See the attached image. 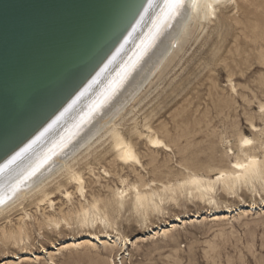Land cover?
Returning <instances> with one entry per match:
<instances>
[{"label": "rangeland", "instance_id": "obj_1", "mask_svg": "<svg viewBox=\"0 0 264 264\" xmlns=\"http://www.w3.org/2000/svg\"><path fill=\"white\" fill-rule=\"evenodd\" d=\"M235 1L237 9L228 5L216 11L215 22L203 30L196 43L185 47L176 68L152 89V102L126 123L124 130L136 126L141 133H145L146 115L152 117L148 123L154 128L165 125L169 136L159 134V138L167 150L154 149L145 138L133 137L139 163L124 164L105 153L106 146L99 149L78 167L84 180L83 196L72 182L59 190L51 186L50 200L29 201L23 205L25 213L15 210L0 220V264H264V182L254 181L234 193L216 185L214 203L210 204L190 197L186 183L192 174L206 176L218 167L231 166L240 157L244 160L236 143L241 135L256 142L262 151L257 148L254 155L264 158V0ZM152 153L156 162L150 164ZM212 174L215 179V172ZM139 177L147 184L140 191L152 190L159 195L160 200L155 197L159 211L133 208L132 187ZM169 187L176 191L172 193ZM122 190L127 191L125 202L115 208L114 195ZM95 200L100 215L109 221L106 229L99 223L88 228L79 224L80 206L91 209ZM227 208L237 211L224 221L209 222L212 213L221 214ZM174 218L186 223L192 218L193 222L174 224ZM171 224L175 226L171 228ZM2 228L13 232L15 238L3 240ZM156 228L169 232L152 239L149 232ZM104 232L126 240L124 255L118 245L98 243L93 248L61 251L52 262L43 253H56L52 249L70 238ZM14 257L28 260L16 261Z\"/></svg>", "mask_w": 264, "mask_h": 264}, {"label": "water", "instance_id": "obj_2", "mask_svg": "<svg viewBox=\"0 0 264 264\" xmlns=\"http://www.w3.org/2000/svg\"><path fill=\"white\" fill-rule=\"evenodd\" d=\"M163 1L0 0V189L99 104L155 38Z\"/></svg>", "mask_w": 264, "mask_h": 264}, {"label": "bare ground", "instance_id": "obj_3", "mask_svg": "<svg viewBox=\"0 0 264 264\" xmlns=\"http://www.w3.org/2000/svg\"><path fill=\"white\" fill-rule=\"evenodd\" d=\"M164 3L165 0L159 7V11L162 10V14L160 17V23L157 24L158 29L155 34V38L152 39L151 36L143 39L142 44L144 45L138 49V56L134 59L131 58L122 67L121 71L118 73L119 78L117 77V82L110 87L109 92H107L104 98L100 100L99 104L93 109L89 108L87 111H82L79 120L80 122L77 121L74 125L72 124L69 127L68 133L70 134L67 133L68 136L64 138L61 145L47 154L41 153L35 161L29 165V170L25 172V176L18 181V183L13 186L0 189V220L7 218V216L15 210H21L24 212L23 205L29 201L30 204H37L50 200L48 197L50 195L49 188L51 186H53L55 190H59L65 183L72 182L76 185V189L79 191L80 195L83 196L84 180L82 174L78 171V167L81 165L82 161H86L93 154L96 155L98 150L104 146L107 147H104L106 148L104 150L105 153H111L114 160L124 164L139 163L137 155L134 151L132 141L133 137L138 140L145 138L148 145L154 149L162 148L167 150V146L159 138V134L166 137L169 136V130L165 125L154 128L152 124V127L148 123L152 117L150 118L149 115H146L144 117V125L142 124L145 133H141L138 132L136 126L128 131L124 130L126 123L132 121V118L136 113L140 112L141 109H145V107L152 102L149 99L150 95L153 93L152 89H156L158 84H162L160 81L167 77L169 72H172V70L176 68L175 66L178 65L176 63L180 62V55L186 50L185 47L190 44V42L196 43L200 35L202 36L201 33H203V30L215 22L214 19L217 18L216 11L221 7L227 9L228 5H232L234 9H237L238 5L235 0H182V6L179 7L171 16H168L164 13ZM221 17L224 18L223 14H221ZM147 43L149 45L146 48L145 45ZM228 84L230 85V81ZM260 109H262V106ZM149 118L150 120L148 121ZM251 128L255 129L253 125H251ZM135 143L136 142L134 141V144ZM236 143H238L239 153L243 154L245 159L242 160L240 157V160L232 162L231 166L229 165L230 167L226 165L229 168L221 166L210 172L207 171L208 175L206 176H198L194 174L190 175L186 181V183L190 186L188 194L190 197L197 200L206 199L210 204L214 203L213 194L215 192L216 185H220L221 189L226 193H234L241 186H252L254 181L261 180L264 182V158L261 160L255 156V151L258 148L256 146L257 144L255 145L256 142L254 143L251 138L249 139L241 135ZM152 154L150 164L156 162L154 153ZM207 167L209 166H206V168ZM152 168H154V166ZM24 170L26 171L27 168ZM200 170L201 169L198 171ZM213 172H215V179L212 178ZM181 186H176V188H180ZM144 187H147V184L142 177H139L138 184L133 185L132 187V190L134 191V197L132 199L133 208L144 209L149 207L153 211H159L160 207L155 202V197L160 200L159 195L152 192V190H148V192H142L143 190L140 191V189ZM173 188L169 187L167 189L173 193L176 191V189ZM161 192L163 193V191ZM126 193V190L117 191L115 193L113 200V206H115V208H119L122 203L125 202L124 197L126 195L123 196V194ZM250 207L252 208L253 205ZM262 207L264 211V202ZM80 209L79 224L81 227H93L97 223H99V225H101L104 229L109 227L108 219L105 216L100 215V210L96 200L91 204V209L86 206H80ZM235 211L237 210L227 208L221 214H218L217 212L212 213L209 222L224 221L228 218V215ZM196 218L198 220L200 217ZM184 219L186 220L187 218L184 217ZM184 219L177 218L173 221L174 224L175 222L180 223V221H182V225L193 222L192 218L188 221V223L184 222ZM52 222L56 226L58 225V223L53 221V219ZM174 224H171V228L175 226ZM168 232L169 230L156 228L155 230L150 231L149 235L152 236L151 238L153 239L159 234L161 236H165ZM19 233H21V230ZM1 236L5 241L15 238L13 232L7 233L3 228L1 229ZM97 243L103 246L108 244H111L112 246L118 245L120 246L121 255L125 254L127 246L126 240H121L120 237L112 235L111 233L108 234L107 232H104L102 235L86 233L83 239L75 240L70 238L66 243L59 245L57 249L53 248L52 251L56 250V253L54 254L47 252L43 253L48 254L49 260L52 262L53 257L58 255L61 251L80 247L93 248ZM126 256H128V254H126ZM22 258L23 257H14L13 260L21 262L28 260ZM110 263L114 264L113 261Z\"/></svg>", "mask_w": 264, "mask_h": 264}, {"label": "snow or ice", "instance_id": "obj_4", "mask_svg": "<svg viewBox=\"0 0 264 264\" xmlns=\"http://www.w3.org/2000/svg\"><path fill=\"white\" fill-rule=\"evenodd\" d=\"M181 6L182 0H165L164 13L165 15L171 16Z\"/></svg>", "mask_w": 264, "mask_h": 264}]
</instances>
